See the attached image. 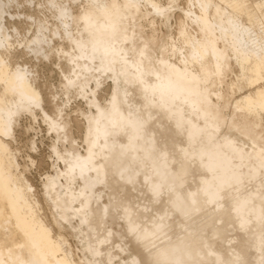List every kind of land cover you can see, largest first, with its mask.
I'll list each match as a JSON object with an SVG mask.
<instances>
[{
	"label": "bare ground",
	"instance_id": "bare-ground-1",
	"mask_svg": "<svg viewBox=\"0 0 264 264\" xmlns=\"http://www.w3.org/2000/svg\"><path fill=\"white\" fill-rule=\"evenodd\" d=\"M35 2L0 0V264H83L42 216L9 142L37 112L65 133L44 109L38 71L60 55L68 94L89 87L96 101L102 85L113 89L107 107L94 105L87 153L55 148L64 170L44 187L84 264H115L114 249L130 253L120 264H264V146L251 126L264 122V0H185L158 65L156 33L140 28L133 51L113 35L125 19L169 24L161 0ZM229 73L239 99L226 126Z\"/></svg>",
	"mask_w": 264,
	"mask_h": 264
},
{
	"label": "rangeland",
	"instance_id": "rangeland-1",
	"mask_svg": "<svg viewBox=\"0 0 264 264\" xmlns=\"http://www.w3.org/2000/svg\"><path fill=\"white\" fill-rule=\"evenodd\" d=\"M41 1L43 2V0H37L36 2L34 0L35 4ZM184 1L185 0H161L164 6L172 7V18L169 24L160 25L158 23L155 30L151 31L150 28L146 26L145 22H143L142 27L140 26L141 24L139 25L138 21L136 22L137 26H134L132 21H126L125 19L123 23L119 24L120 29H117L113 38H116L119 44L133 51L136 47H140L143 41L140 39V28L141 31L146 30L145 32L148 36L156 33L158 38L150 52L155 65H158L157 60L159 58H169L168 54L164 53L162 49L163 46L166 45V41L171 42V39L174 40L177 36L178 22L176 17L182 14L181 11L184 8ZM33 5L34 4L30 5V9H33ZM16 11L22 12V9ZM75 14L79 16L80 10L78 8L75 9ZM259 23L261 26H264L263 19H261ZM125 37L129 38L125 39ZM64 50L67 54H72L71 49L68 47H65ZM38 71L40 84L43 87L41 88L44 98V109L53 119L67 124L66 130L65 133L63 132L60 136H57L41 113L37 112L38 114L36 113L35 116L25 114L21 117L19 126L15 128V141H9L11 153L16 157L17 163L19 164V173L31 184V190H34L36 198L40 201L41 208H43L41 210L42 216H45L51 224H54L52 225L54 233H61L66 237L68 242L67 245L70 246L73 257L84 264L85 258L83 256V247L80 240L71 229L69 230V227L65 226L67 229L62 228L61 222H59V219L54 214L52 205L45 197L44 187L48 179L55 175L57 167L64 170V165L58 159L55 148L59 151V155L66 159L69 157V154L71 156L72 153H79L81 155L87 153L92 136V121L97 115L94 105L98 104L101 107H107L113 94V89L110 84L102 85V87L95 92L96 101H93L89 87L85 88V95L80 93V89L76 90L77 92L75 91V94H68L64 75H68L69 72L71 75L72 68L65 55L57 56L50 62L40 63ZM227 76L222 80V87L226 90V100L229 98L228 105L227 107H225L224 104L219 105L221 106L219 108L221 120L226 126L230 123L229 116L235 114L236 108L234 99H239V96L231 93L230 90V83L235 80V75L229 73ZM91 87L93 88V85H91ZM218 87L219 82L213 79L210 89L214 91L218 89ZM237 120L240 122L243 121L238 118ZM234 122L237 124L240 123L235 120ZM251 126L260 140L259 144L264 146V122L254 123ZM225 131H228V129L225 128ZM9 136H7L8 139L11 138V134H9ZM7 138L5 137V139ZM115 230H118V228L115 227ZM120 252L123 251L119 250L118 252V249L113 250L115 264L126 261L130 255L127 251H125L127 254L125 252Z\"/></svg>",
	"mask_w": 264,
	"mask_h": 264
}]
</instances>
